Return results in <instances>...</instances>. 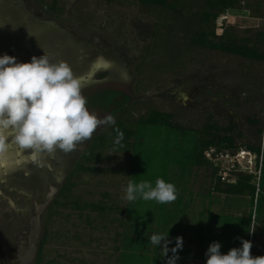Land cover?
Instances as JSON below:
<instances>
[{
    "label": "rangeland",
    "instance_id": "obj_1",
    "mask_svg": "<svg viewBox=\"0 0 264 264\" xmlns=\"http://www.w3.org/2000/svg\"><path fill=\"white\" fill-rule=\"evenodd\" d=\"M202 1L188 0L191 11ZM51 4V0H0V55L30 62L45 52L52 63L66 62L81 78L83 96L112 89L132 98L114 115L113 107L105 111L87 107L99 119L110 114L114 120H133L148 110H158L170 113L173 122L197 130L207 122L221 130L234 124V132L226 133L233 136L235 148L221 149L227 154L248 150L245 144L263 149L264 133L258 135L256 128L264 124V61L189 44L181 28L186 15L163 7L133 0H58L54 10ZM214 25L216 35L227 30L240 42L264 36V0H239ZM252 117L257 125L249 124ZM108 128L100 125L70 153L44 152L35 161L31 149H20L11 133L7 134L6 146L0 150V264H34L44 233L41 264H116V247L125 230L124 209L129 203L123 199L129 181V153L104 148L102 160L89 163L94 171L79 173L70 194L57 196L90 140ZM231 159L238 165L236 158ZM209 161L190 168L182 179H176L177 170L172 174L175 185H180L177 197L186 203L185 216L177 214L165 228L175 229L168 236L174 246L176 235L183 238L178 250L181 264H205L207 247L224 227L222 219L213 224L212 214L248 213L246 198L226 197L213 189L218 176L234 183L235 170H229L225 159ZM54 199L58 202L52 206L55 214L48 219V206ZM74 202L98 204L104 211L78 210ZM150 214L144 209L140 215L148 223L145 233L148 226L154 233L161 232L157 216L152 217L156 212ZM201 229L205 234L202 246L197 240ZM161 235L166 236L165 232ZM236 236L239 242L245 239L234 229H225L219 237L231 248ZM249 236L251 255H264V228L258 227L252 240ZM171 243L169 249L174 247Z\"/></svg>",
    "mask_w": 264,
    "mask_h": 264
},
{
    "label": "trees",
    "instance_id": "obj_2",
    "mask_svg": "<svg viewBox=\"0 0 264 264\" xmlns=\"http://www.w3.org/2000/svg\"><path fill=\"white\" fill-rule=\"evenodd\" d=\"M57 1L51 0L50 10L55 9ZM133 1L146 6L163 7L170 11H176L181 16L186 15L181 20V28L187 32L185 35L187 36V41L193 46L237 55L251 60L264 61L263 35L258 34L254 39L247 37L240 42L234 34L227 30H223L219 35L215 34V19L228 10L236 8L239 0H203L202 4L194 11H191L190 5L192 3H188V0ZM84 97L87 101L86 107L104 111L113 107L111 111L113 115L124 110L126 105L132 100L129 95L112 89L95 90ZM248 122L254 126L257 125L258 120L252 117ZM117 129L123 132V140L120 143L115 142ZM256 129L258 135H261L262 132L264 133L263 122H260ZM234 130V124H230L221 130L218 125L211 122H207L200 130L183 127L173 122L170 113L158 110H148L146 114L140 115L133 120L117 119L114 125H109L107 131L97 134L90 140L89 145L80 154L73 169L64 178L57 196L67 197L75 186L76 177H78L79 173L94 171V167L89 165V163L102 160L101 151L108 147L116 151L124 150L129 153V180L137 182L148 180L155 184L156 179L159 177L175 185V176L173 177L172 175L173 171L177 170L179 173L176 179H182L190 168L208 165L209 161L204 157V154L210 147H214L216 150L235 148L233 136L226 133L228 131L234 132ZM245 147L256 155H262L258 180L255 182V178L251 174L237 172L235 173L234 183L223 182L218 176L213 185V189L217 193L224 194L226 197L246 198L249 206L246 216H235L226 213L212 214L214 217L213 224L220 223V219L223 220L224 227L222 231L211 240L212 242L218 241L223 246L221 249L222 253H226L230 249V244H227L226 240L222 241L220 239L221 235H224L225 229H234L238 235H243L246 240H249V235H251L252 240L257 228H264V146L262 150L260 145L245 144ZM179 186V183L175 185L176 190ZM57 203V200L54 199L48 206V219L55 214L52 206ZM73 205L78 210L104 211V207L98 204L82 203L79 205L74 202ZM183 205H186L185 200L179 196L172 203L166 204L144 201L142 199L129 202L124 209L125 230L122 232L120 243L116 247L119 252L116 264H166L167 257L164 256V250L160 251L159 247L148 241L150 233L154 234L155 231H153L151 226H148L145 233L144 227L148 223L143 220L144 215L141 216V219L140 215L144 209L148 210L151 213L150 215H152V212H156V215H152V217L157 216V219H155L157 227L162 230L161 232L158 230L156 233L162 234L165 232V235L169 236L174 234L175 229L165 227L170 225V222L177 217V214L179 215L182 212V215L185 216L182 209ZM154 207H157V209H154ZM253 229H255L253 232H248ZM167 231L170 233L167 234ZM45 234H43L38 243L34 264H41L42 262ZM204 237L205 234L203 229H201L197 238L201 246ZM236 238L232 241V245H234L231 248L238 247L237 245L240 244L239 238L237 236ZM171 246H174L173 241ZM168 256L171 255L168 253ZM176 264H181V259H178Z\"/></svg>",
    "mask_w": 264,
    "mask_h": 264
},
{
    "label": "clouds",
    "instance_id": "obj_3",
    "mask_svg": "<svg viewBox=\"0 0 264 264\" xmlns=\"http://www.w3.org/2000/svg\"><path fill=\"white\" fill-rule=\"evenodd\" d=\"M42 48V47H41ZM43 49V48H42ZM83 81L76 77L64 61L52 63L45 54L31 57L30 62H18L15 56L0 55V150L6 146L8 133L20 149H31L35 161L40 153L72 152L80 142L89 140L100 125H114L112 115L99 119L86 107L82 95ZM117 131L116 143L123 140ZM123 199H138L166 204L176 200L175 185L157 178L129 180ZM255 229L248 231L253 232ZM148 241L163 249L166 264H176L183 238H175L171 249L168 235L151 234ZM221 244L213 241L207 247L205 264H264V255L252 256V242L240 238V246L221 252ZM171 251L172 255L168 256Z\"/></svg>",
    "mask_w": 264,
    "mask_h": 264
},
{
    "label": "built area",
    "instance_id": "obj_4",
    "mask_svg": "<svg viewBox=\"0 0 264 264\" xmlns=\"http://www.w3.org/2000/svg\"><path fill=\"white\" fill-rule=\"evenodd\" d=\"M226 150V149H224ZM205 158L209 161H220L222 159H225L228 164L231 166L232 169L229 170H235V173L237 172H243L246 174H251L254 176L255 181L258 180L259 176V169L261 166V160H262V155H256L255 153L251 152L250 150H245L240 148L235 152V154H227L226 152L222 150H216L214 147H210L209 149L206 150L204 154ZM232 157L236 158V161L239 162L238 165H235V160L231 159ZM238 158L240 160H238ZM210 162V161H209ZM241 162V163H240ZM244 162H246L244 164ZM237 170V171H236ZM235 181V179H234Z\"/></svg>",
    "mask_w": 264,
    "mask_h": 264
},
{
    "label": "snow or ice",
    "instance_id": "obj_5",
    "mask_svg": "<svg viewBox=\"0 0 264 264\" xmlns=\"http://www.w3.org/2000/svg\"><path fill=\"white\" fill-rule=\"evenodd\" d=\"M96 66L99 67V66H101V64L98 63ZM103 66H104V67H107L108 65L104 64Z\"/></svg>",
    "mask_w": 264,
    "mask_h": 264
}]
</instances>
